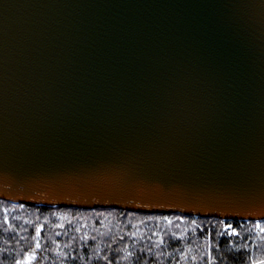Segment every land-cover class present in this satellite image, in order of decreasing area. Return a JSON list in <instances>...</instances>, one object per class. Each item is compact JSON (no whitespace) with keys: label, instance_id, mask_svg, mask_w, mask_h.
Here are the masks:
<instances>
[{"label":"water","instance_id":"95a60500","mask_svg":"<svg viewBox=\"0 0 264 264\" xmlns=\"http://www.w3.org/2000/svg\"><path fill=\"white\" fill-rule=\"evenodd\" d=\"M0 199L264 219V0H0Z\"/></svg>","mask_w":264,"mask_h":264},{"label":"trees","instance_id":"16d2710c","mask_svg":"<svg viewBox=\"0 0 264 264\" xmlns=\"http://www.w3.org/2000/svg\"><path fill=\"white\" fill-rule=\"evenodd\" d=\"M0 264H264V219L0 199Z\"/></svg>","mask_w":264,"mask_h":264},{"label":"built area","instance_id":"2783aa9c","mask_svg":"<svg viewBox=\"0 0 264 264\" xmlns=\"http://www.w3.org/2000/svg\"><path fill=\"white\" fill-rule=\"evenodd\" d=\"M229 226H232V224H231V223H229Z\"/></svg>","mask_w":264,"mask_h":264}]
</instances>
